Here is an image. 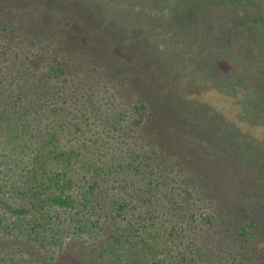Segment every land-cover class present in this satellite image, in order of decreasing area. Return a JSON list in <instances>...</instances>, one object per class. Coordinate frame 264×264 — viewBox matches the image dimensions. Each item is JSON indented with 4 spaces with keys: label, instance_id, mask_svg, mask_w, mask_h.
<instances>
[{
    "label": "trees",
    "instance_id": "trees-1",
    "mask_svg": "<svg viewBox=\"0 0 264 264\" xmlns=\"http://www.w3.org/2000/svg\"><path fill=\"white\" fill-rule=\"evenodd\" d=\"M150 1L0 0V232L40 264L97 225L84 264H264L263 104Z\"/></svg>",
    "mask_w": 264,
    "mask_h": 264
},
{
    "label": "rangeland",
    "instance_id": "rangeland-1",
    "mask_svg": "<svg viewBox=\"0 0 264 264\" xmlns=\"http://www.w3.org/2000/svg\"><path fill=\"white\" fill-rule=\"evenodd\" d=\"M55 1L62 5L65 12L73 8V0ZM132 3L137 4L138 0H131L130 5ZM145 8L151 12L156 8L158 11L167 13L178 9L179 15L183 18V28L187 27L192 34L198 33L199 30H206L204 34L209 36L210 33L211 37L207 38L214 42V46L221 50L225 58L237 57L234 62L236 61L240 66L236 63L231 65V68L236 70L239 68V74L236 77L229 74L228 78L221 83L227 87V92L236 97L235 100L238 102H246L252 97L249 101L258 103V106L260 103L263 104V107L259 108L260 111H257L254 105L252 108L248 106V110L254 114L263 115L261 118L264 119V0H153L147 3ZM48 14L54 15L51 12L45 15ZM179 49L182 53L180 55L186 54L181 47ZM194 49L200 52L203 48L200 43H197ZM238 58L242 60L237 61ZM211 60L215 66L221 68V64L218 63L219 54L216 50ZM210 65L213 67L212 63ZM204 68L211 67L206 64ZM246 204L250 210H253L252 213L255 216H259L260 220L264 219V198L257 203L248 201ZM107 231L105 227L104 233ZM73 233L67 234L71 236L69 239L75 236ZM88 234L85 233L83 237H77L80 238L79 240L69 242L72 245L69 253L83 260L82 262L80 260L78 264L87 262L84 254L90 251L89 248L98 247V236L103 233L98 232L97 225L93 228L92 236L94 237ZM88 240H92L90 245H88ZM22 241L4 231L0 232V264H40V250L31 248L30 244ZM69 256L68 254L67 260L63 261L64 264L75 263L74 259ZM68 260L73 261L69 263Z\"/></svg>",
    "mask_w": 264,
    "mask_h": 264
}]
</instances>
